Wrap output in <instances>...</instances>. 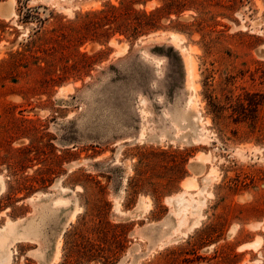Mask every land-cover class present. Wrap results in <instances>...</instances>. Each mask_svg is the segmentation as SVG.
<instances>
[{
  "label": "rangeland",
  "instance_id": "1",
  "mask_svg": "<svg viewBox=\"0 0 264 264\" xmlns=\"http://www.w3.org/2000/svg\"><path fill=\"white\" fill-rule=\"evenodd\" d=\"M0 175V264H264V0H0Z\"/></svg>",
  "mask_w": 264,
  "mask_h": 264
},
{
  "label": "bare ground",
  "instance_id": "2",
  "mask_svg": "<svg viewBox=\"0 0 264 264\" xmlns=\"http://www.w3.org/2000/svg\"><path fill=\"white\" fill-rule=\"evenodd\" d=\"M15 2V1H14ZM156 3V2H155ZM148 4V3H147ZM151 6H152V3H151ZM12 12H13V10H12ZM11 17V16H10ZM176 34H178V33H176ZM174 38H177V35H174L173 36ZM179 37H181V35H179ZM181 39V38H180ZM98 45V44H97ZM185 49V48H184ZM194 61H192L190 58L187 60V67H188V71H189V76L193 79L194 77H195V74H196V68H195V65H194V63H193ZM193 81L191 80V83H192ZM193 84V83H192ZM71 87V86H70ZM65 88V87H64ZM195 90V89H194ZM66 91V90H65ZM195 93V92H194ZM197 97V96H196ZM191 99H192V97H191ZM143 133V132H142ZM193 162V161H192ZM193 181V180H192ZM188 182V181H187ZM194 182V181H193ZM189 183V182H188ZM196 183V182H195ZM189 185V184H188ZM196 186H197V184H195ZM194 184L192 185V186H195ZM4 190H5V181L3 180V176L1 177V175H0V195L4 192ZM198 193V192H197ZM59 201H61V200H59ZM62 202H65V201H62ZM179 202V201H178ZM177 202V204H179V203H181V202H179L178 203ZM58 203V202H57ZM199 204V203H198ZM150 205V204H149ZM147 206V205H146ZM177 206H179V205H177ZM186 206V205H185ZM194 206H196V205H194ZM193 207V206H192ZM198 207V206H197ZM197 207H196V209H197ZM194 208V207H193ZM195 209V208H194ZM193 209V210H194ZM199 209V208H198ZM191 213H193V214H197L198 212H196L195 211V213L194 212H191ZM12 221H10V223H11ZM240 226V225H239ZM233 229V228H232ZM237 229V228H236ZM234 230V229H233ZM12 231V228H11V230H10V232ZM235 232V231H234ZM233 234V233H232ZM16 236V235H15ZM14 236V237H15ZM260 242V241H259ZM256 246L257 245H260V244H258V242H257V244H255ZM7 248H9V243L7 244ZM12 252V251H11ZM11 253L9 254V257H11ZM59 258V257H58Z\"/></svg>",
  "mask_w": 264,
  "mask_h": 264
}]
</instances>
